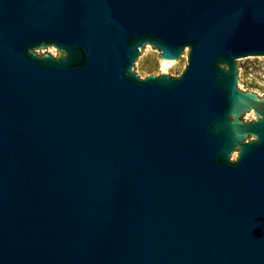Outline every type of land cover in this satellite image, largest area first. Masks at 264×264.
Returning <instances> with one entry per match:
<instances>
[{"label": "water", "instance_id": "water-1", "mask_svg": "<svg viewBox=\"0 0 264 264\" xmlns=\"http://www.w3.org/2000/svg\"><path fill=\"white\" fill-rule=\"evenodd\" d=\"M252 59L264 0H0V264H264Z\"/></svg>", "mask_w": 264, "mask_h": 264}, {"label": "rangeland", "instance_id": "rangeland-1", "mask_svg": "<svg viewBox=\"0 0 264 264\" xmlns=\"http://www.w3.org/2000/svg\"><path fill=\"white\" fill-rule=\"evenodd\" d=\"M159 55V52L154 48H151L142 60L138 69L144 78L146 75L158 76L162 71V61L160 60ZM186 65L187 57L179 67L169 66L166 72L168 74L180 76ZM242 66L245 70L242 91H254L259 97L264 96V62L252 59Z\"/></svg>", "mask_w": 264, "mask_h": 264}, {"label": "bare ground", "instance_id": "bare-ground-1", "mask_svg": "<svg viewBox=\"0 0 264 264\" xmlns=\"http://www.w3.org/2000/svg\"><path fill=\"white\" fill-rule=\"evenodd\" d=\"M169 66H170V64H169L168 61H162V63H161V69H162L163 72H166L167 69L169 68Z\"/></svg>", "mask_w": 264, "mask_h": 264}, {"label": "flooded vegetation", "instance_id": "flooded-vegetation-1", "mask_svg": "<svg viewBox=\"0 0 264 264\" xmlns=\"http://www.w3.org/2000/svg\"><path fill=\"white\" fill-rule=\"evenodd\" d=\"M255 120H256V119H255ZM250 139H252V140H253L254 138H250Z\"/></svg>", "mask_w": 264, "mask_h": 264}]
</instances>
